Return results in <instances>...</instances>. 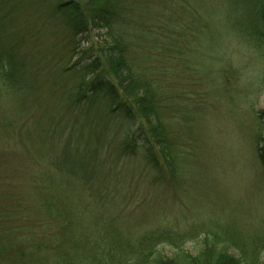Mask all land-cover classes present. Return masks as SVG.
Masks as SVG:
<instances>
[{"label":"rangeland","instance_id":"1","mask_svg":"<svg viewBox=\"0 0 264 264\" xmlns=\"http://www.w3.org/2000/svg\"><path fill=\"white\" fill-rule=\"evenodd\" d=\"M59 1L0 0V57L13 77L0 78V264H70L76 243L105 229L192 227L216 232L235 256L262 249L264 264V46L248 37L239 0H146L131 14L147 22L127 32L147 36L140 74L158 80L171 166L143 158L138 127L103 93L86 95L93 76L75 63L99 56L107 30L73 36ZM185 23L194 29L181 32ZM49 199L59 210L40 227ZM204 238L186 243L190 253Z\"/></svg>","mask_w":264,"mask_h":264},{"label":"trees","instance_id":"2","mask_svg":"<svg viewBox=\"0 0 264 264\" xmlns=\"http://www.w3.org/2000/svg\"><path fill=\"white\" fill-rule=\"evenodd\" d=\"M146 2V0H60L56 5V12L61 13L73 36L92 30H107L104 36L109 38V42L99 45V56L81 65V61L75 63L77 68L81 67L86 74L93 76L86 89V95L94 92L103 93L112 111L121 113L129 123L138 127L140 134L138 132L135 137V148L138 150L140 147L143 158L152 160L151 158L155 159L154 155L157 157L160 155L165 163L171 166L173 157L167 139V128L159 117L155 99L158 93L156 91L158 80L151 81L140 74L139 67L146 64L144 62L148 55V52L144 51L143 39L147 36L131 38L127 32L137 24L147 23H135L131 15ZM239 5L245 18L249 20L245 25L249 27L246 30L248 37L255 38L259 41L257 43L259 46H264V0H239ZM179 27L181 32H187L189 27L191 30L194 29V26L186 23ZM0 78L2 81L6 78L7 82L13 80L4 57H0ZM87 84L82 80L78 86V93L82 91V86ZM81 96L83 97L82 93ZM258 117L264 121V111H259ZM131 154H135V151L133 150ZM260 159L264 161L263 157ZM3 185L0 182V188ZM42 201L46 211L45 216L38 222L41 224L40 227L47 226L53 218L52 214L59 210L54 201L50 199ZM67 224H71L69 220ZM10 229L13 232L20 231V225L16 223ZM112 231L105 229L97 237L85 234L76 243V254L69 253L70 264H260L259 255L262 249L251 254L245 248H235L239 255H232L229 252V248L234 247L232 244L226 243L216 232L202 231L201 228L198 230L192 227L184 232L156 229L137 237H125ZM200 234H205L202 246L192 254L186 243ZM63 236L58 233V243H65L62 241ZM31 238L38 251L46 247L43 246V237L38 240L33 236ZM13 239L20 243L17 236ZM4 244H6L4 239L0 238V254L6 249L7 245ZM164 247H168L170 255L164 253ZM38 260V264L52 263L48 256Z\"/></svg>","mask_w":264,"mask_h":264}]
</instances>
